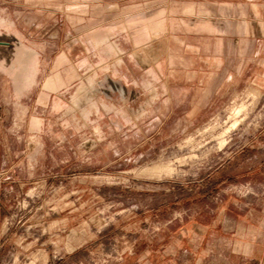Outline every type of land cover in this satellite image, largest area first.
Instances as JSON below:
<instances>
[{
  "label": "rangeland",
  "instance_id": "rangeland-1",
  "mask_svg": "<svg viewBox=\"0 0 264 264\" xmlns=\"http://www.w3.org/2000/svg\"><path fill=\"white\" fill-rule=\"evenodd\" d=\"M145 246L264 260V0H0V264Z\"/></svg>",
  "mask_w": 264,
  "mask_h": 264
},
{
  "label": "crops",
  "instance_id": "crops-1",
  "mask_svg": "<svg viewBox=\"0 0 264 264\" xmlns=\"http://www.w3.org/2000/svg\"><path fill=\"white\" fill-rule=\"evenodd\" d=\"M161 247L160 246H145L142 251L141 255V260H138L137 263L135 264H182L181 262L178 261L177 259V252L175 250L169 251V252H164L160 251ZM157 250V251H155ZM256 252V251H255ZM254 254H240L242 257H244L245 261L241 262L242 264H263V259L260 258L259 260L257 259ZM260 252V250H259ZM190 259H192V254L189 253ZM233 264H241L240 262H231ZM186 264H201L200 261L198 260H193V261H187Z\"/></svg>",
  "mask_w": 264,
  "mask_h": 264
},
{
  "label": "bare ground",
  "instance_id": "bare-ground-1",
  "mask_svg": "<svg viewBox=\"0 0 264 264\" xmlns=\"http://www.w3.org/2000/svg\"><path fill=\"white\" fill-rule=\"evenodd\" d=\"M119 87V86H118ZM120 89V88H119ZM116 90V89H115ZM121 91V90H120Z\"/></svg>",
  "mask_w": 264,
  "mask_h": 264
}]
</instances>
